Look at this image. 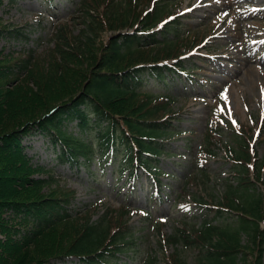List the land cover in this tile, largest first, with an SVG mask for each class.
Returning a JSON list of instances; mask_svg holds the SVG:
<instances>
[{
  "label": "trees",
  "instance_id": "obj_1",
  "mask_svg": "<svg viewBox=\"0 0 264 264\" xmlns=\"http://www.w3.org/2000/svg\"><path fill=\"white\" fill-rule=\"evenodd\" d=\"M167 1L80 0L75 7L82 23L79 30L74 31L70 15L48 34L52 45L44 52L21 50L1 56L0 51V181H10L8 189L0 190V233L4 235L0 264H45L63 259L77 249L83 231L78 228L75 235L62 219L65 216L50 213L56 205L69 211L75 189L50 188L55 182L50 169L32 166L23 153L24 133L49 135L59 147L57 161L71 168L81 164L88 168L96 156L102 167L114 159L117 169L129 179L142 169L159 194L162 181L156 158L168 152L161 138L174 132L171 118L176 112L172 96L143 89V84L152 76L164 83L166 74L193 68L183 66L181 55L192 43L176 34L181 24L177 16L157 31L162 39L156 38V32H147L175 14L166 9ZM4 30L2 26L0 33ZM107 31L115 33L103 41ZM168 33L174 37L167 40ZM16 35L27 37L19 30ZM173 59L170 65L164 62ZM70 119L76 120L77 133L67 129ZM236 141L237 147H230L227 154L234 163L236 185L229 184L213 207L203 202L205 208H214V216L229 212L235 214V221L232 225L204 219L191 233L211 252L249 250L255 254L254 264H264V227L260 225L264 223V192L251 191L254 183H262L264 155L251 152L247 138L236 135ZM212 144V132L207 131L200 153L213 155ZM8 160L16 162L13 169ZM42 171L47 177H33ZM43 187L48 192H42ZM26 221L36 226V236L20 235L19 227H25ZM123 239L120 241L129 242ZM111 253L102 254V261L100 254L85 255L105 264L117 260Z\"/></svg>",
  "mask_w": 264,
  "mask_h": 264
},
{
  "label": "rangeland",
  "instance_id": "obj_2",
  "mask_svg": "<svg viewBox=\"0 0 264 264\" xmlns=\"http://www.w3.org/2000/svg\"><path fill=\"white\" fill-rule=\"evenodd\" d=\"M79 1L2 0L0 29L4 26L6 30L0 33L1 56L11 52L16 55L21 50L44 52L52 45L48 43V34L67 16H73V29L79 30L82 23L75 10ZM167 2L166 9L179 14L181 24L176 34L192 43L191 49L184 52V67L191 64L194 67L166 74L164 83L152 76L143 84V89L172 96L176 112L171 118L174 132L161 138L168 153L156 158L162 181L160 196L152 193L151 178L144 171L138 172L134 182L126 184L121 171H112L113 162L103 168L91 162L90 172L82 165L71 168L57 161L59 147L49 135L42 131L24 133L23 153L32 166L50 169L55 179L50 188L58 185L75 189L69 211L56 205L50 213L56 211V217L59 213L65 216L62 219L75 235L78 228V232L83 230L71 255L45 264H101L85 254H100L102 261L101 255L108 251L119 260L105 264L255 262V254L249 250L230 254L211 252L193 239L191 231L205 218L222 224L233 225L235 221V214L214 216V208L209 210L203 205L209 203L213 207L224 197L229 184L236 185L234 163L227 156L230 147H237L236 135L249 140L250 151L257 157L264 155V0ZM157 28L149 32H156ZM18 30L27 37L17 36ZM110 33L115 32L102 34L103 41H107ZM173 37L172 33L167 34V40ZM156 38L162 39L160 34ZM183 72L193 76V81H188ZM216 103L219 110L214 111ZM75 123V119H70L66 124L73 133L78 131ZM207 131L212 132L214 153L210 156L200 153V143ZM7 163L11 169L16 165L13 160ZM249 166L251 174L254 173L253 163ZM261 172L264 183V166ZM46 175L44 171L33 173L34 178ZM9 183L0 181V190L8 189ZM262 183H254L251 191L264 192ZM41 191L48 192V188ZM24 224L25 227L18 225L20 235L28 232L36 236V226L27 221ZM260 225L264 227L263 221ZM127 232L135 244L120 241L129 239ZM0 239H4L1 233ZM246 241L243 234L242 243ZM261 260L264 263V248Z\"/></svg>",
  "mask_w": 264,
  "mask_h": 264
},
{
  "label": "bare ground",
  "instance_id": "obj_3",
  "mask_svg": "<svg viewBox=\"0 0 264 264\" xmlns=\"http://www.w3.org/2000/svg\"><path fill=\"white\" fill-rule=\"evenodd\" d=\"M127 234L129 235V233L127 232ZM124 240V239H123ZM127 241H129V244H135V242H134V239H133V237L132 236H130L129 235V239L127 240ZM128 244V245H129ZM110 254V253H109ZM112 254V253H111ZM126 254H128V253H126ZM119 259L117 258V261H118ZM121 264H123V263H121Z\"/></svg>",
  "mask_w": 264,
  "mask_h": 264
}]
</instances>
